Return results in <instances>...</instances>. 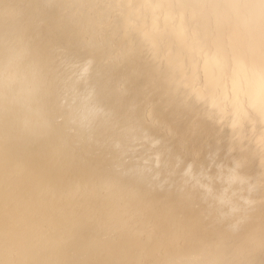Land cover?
Instances as JSON below:
<instances>
[{"label": "bare ground", "instance_id": "6f19581e", "mask_svg": "<svg viewBox=\"0 0 264 264\" xmlns=\"http://www.w3.org/2000/svg\"><path fill=\"white\" fill-rule=\"evenodd\" d=\"M0 264H264V0H0Z\"/></svg>", "mask_w": 264, "mask_h": 264}]
</instances>
